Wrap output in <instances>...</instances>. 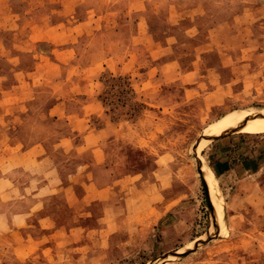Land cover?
<instances>
[{
  "label": "rangeland",
  "instance_id": "374dc122",
  "mask_svg": "<svg viewBox=\"0 0 264 264\" xmlns=\"http://www.w3.org/2000/svg\"><path fill=\"white\" fill-rule=\"evenodd\" d=\"M105 1L97 9L108 14L110 26L103 29L104 35L95 37V27L101 23L92 18L100 12L92 9L86 14L82 0H76L78 5L63 0L57 21L67 28L59 39L76 46L74 52L53 69H46L47 78L40 74L44 64L36 77L21 73L24 87L39 85L38 97L32 101L35 107L55 106L51 113L46 116L39 109L28 110L25 103L0 108V264L73 262L76 246L69 250L73 246L70 239L44 234L66 220L40 218L36 213L40 205L29 196L24 201L21 191L27 182H38L43 165L25 164L28 167L23 168L20 163L28 155L16 154L32 143V122L43 120L47 129L40 133L45 136L42 145L64 136L68 141L63 146L74 156L71 160L85 149L93 147L99 152L102 168L97 173L94 169L85 172L84 183L97 178L102 185H116L105 224L121 216L127 202L131 206L144 200V207L153 204L149 217L132 216L126 228L111 226L115 230L105 232L110 237L80 231L87 236L80 243L85 247L84 258H89L87 264H264V131H241V127L218 133L230 112L264 107V0H145L144 8L143 0L138 8H134L137 0ZM2 4L9 5V23L24 22L23 15L11 14L9 0H0ZM132 17L140 23L131 26ZM114 25L115 32L108 33ZM115 34L121 35L122 43L108 57L105 68L90 62L95 61L100 45H113ZM53 47L52 42H34L17 50L49 54ZM6 51L0 47V56ZM220 65L233 71V77L227 75L228 89L219 86L215 72H206ZM105 72L130 76L137 99L146 106L139 117L123 114L117 118L118 114L108 112L100 97ZM10 85V81L0 83V87ZM216 86L224 92L219 93ZM226 99L227 105L222 106ZM7 115L17 117L6 124L1 120ZM21 125L18 141L15 133ZM201 156L217 176V205L202 179L197 160ZM249 157L252 162L241 166ZM221 158H225L221 162L224 176L214 167ZM131 164L138 170L134 176ZM96 213L82 208L79 222L84 227L98 226ZM188 250L187 255L178 256Z\"/></svg>",
  "mask_w": 264,
  "mask_h": 264
},
{
  "label": "crops",
  "instance_id": "0c3cea01",
  "mask_svg": "<svg viewBox=\"0 0 264 264\" xmlns=\"http://www.w3.org/2000/svg\"><path fill=\"white\" fill-rule=\"evenodd\" d=\"M62 1L63 0H9L12 10L11 14L13 16L23 15V23L16 21L9 23L7 20L9 18L7 10V7H9V5L2 4V6H0V47L7 48V51L1 52L0 56V83L9 81L11 83L10 87H0V108H7L8 106H10V108H14L16 107L15 104L19 105L20 103H25L28 110L35 111L39 109L47 116L48 113H51L52 108L55 107H35V104L32 101L38 97L37 93H39V85L33 83L27 87H24L21 84V73L25 72V75L28 77H36L37 70H39L44 64V67H42L44 69V72H41L40 74L43 75V77L47 78L48 76H45L46 69L47 71L53 69L56 63H60L59 60H61V58H65L69 53L74 52V48L76 46L64 43L65 41H61V39H59V35H61L64 28H67V25H64L60 21H57L59 15L57 9L61 6ZM93 1H95L96 3L92 4ZM137 1L138 4L135 5L134 8H138L142 0ZM68 2H73L76 4V0H68ZM105 2V0H82V3L80 4L81 6H84L83 10L86 11V14H88L92 9L96 11L98 10L100 12L97 13V18H92L93 20H95V22L101 23L95 27V37L104 35L103 31L106 30L103 29L107 26H110L109 23L111 22V20L106 19V17H108V14H104L100 9H97L103 6ZM144 2L145 0H143L140 4L141 8L146 7ZM63 4L65 5V3ZM78 4L79 3H77L76 5ZM44 14L45 16H43ZM29 16H35V18H29ZM61 17L65 18L63 15H61ZM85 20L91 23L90 19ZM140 21H142V19ZM128 23L132 26V24L134 25L135 23L137 24L140 22H137V17H135V19H133L132 17ZM113 27L114 28L111 27L107 29V32H115V28H117V25H114ZM174 31H179V29ZM114 36H117V39H114L115 42L111 47L104 48L103 45L99 44L102 47L96 53L95 61L90 60V62H95V64L97 65H103V68H105L104 64L107 63L108 57H110L111 55L113 57V55L116 54L115 47L122 43L121 40L118 39L121 37L120 34H115ZM34 42H52L54 47L51 49V52H49V54H47L48 52L45 53L43 51H41V53H33L32 51L28 50H17L18 46H32ZM97 60L101 61L98 62ZM27 62L29 64L25 65V63ZM51 63H53V65ZM212 71L216 73V81H221V84L219 86L222 87L223 85L226 89H228V86L226 84L230 82V79L227 78V75L233 77V71L226 65H220L217 67L212 66L206 72L207 74H209V72ZM13 77L15 79L10 80V78ZM215 88L219 93L224 92L225 90L223 88L222 91H219L217 86ZM228 100L229 99L224 100L221 103L222 106L223 104H226V101ZM2 105L4 107H1ZM12 117L17 116L7 115L6 119L1 121H4V123L7 124L9 123V121L7 120H11ZM59 119L60 118H54L55 121H58ZM32 123L34 124L33 132L30 135L32 143L28 144V146L21 151L22 153L20 152L16 155H23L25 157L28 155L26 157L27 162L23 161L20 163V165L24 166L23 168L28 167L25 164L36 163L43 165V172L41 173L42 176L38 179V182L35 185H33V182L32 184L30 182H27L25 184V187H21V191L26 196V199L24 201L28 200V196L37 201V205H40V208L37 209L38 212L36 211V213L40 218H48L52 220L56 216L63 217L68 225L66 223L62 224V226L56 224L55 226L50 227L49 230L44 232L45 236H60L70 239V242L73 243V246H71L69 250H74V247L76 246L74 251L75 253L72 254V264H87V262H89V258H84L85 247L80 246L82 240H84L87 236H84V234L82 235L80 231L88 229V235L99 234L104 237L107 233L115 230L111 229V226L123 224L124 228H126L125 226L127 224H130L129 219L132 216L141 218L149 217V215L153 213V204L151 203V206L149 205L152 208L151 209L148 206H143L145 200L139 206H131L129 202H127V210L121 216L112 218L105 224L106 211H108L113 206V202L111 200L114 199V196L116 194V185L112 182L102 185L97 178H95V180H92L88 184L84 183L85 172L92 171L94 169V171H96L97 173V168L98 170L102 168L99 167V165L102 163V161L98 157L99 152L93 151L94 149L92 147L82 150L81 154H77L76 156H79L78 159L71 160V157H74L72 155V152L68 151V149L66 147L64 148L63 146V143L68 141L67 137L63 136L55 143L42 145V138L44 139L45 136H42L40 133L44 132V128L45 130L47 129V122H44L43 120L41 124H38L36 122ZM25 124L26 123H24L23 125ZM23 125H21L19 130L15 133L16 135L19 134L18 136H16V138H18V141H20L21 139L20 133L22 131ZM47 139V141H49L51 140V137L48 136ZM17 151H20V149H17ZM63 155H65L67 159H64ZM81 156H84V158L80 159ZM247 160L249 162H252V157L242 160L240 165L246 166ZM222 161H225V158L219 159L218 162L214 164V167L219 169L218 173L224 176L225 170H222V168H224V166L221 164ZM106 165L109 166V164ZM237 166L239 165H235V167ZM130 167H132L130 168V174L132 176L138 174L136 165L131 164ZM20 170H22V167H19L18 172ZM227 173L228 172H226L225 175ZM119 182L121 181L119 180ZM134 185L138 186V183ZM131 186L133 187L132 183ZM144 191L145 190L141 189V193L143 192L142 194H144ZM130 197L131 196H129L128 198ZM99 205H102L101 209H97V206ZM82 208L92 210L94 209L97 211L95 218L98 220V226H82V224L79 222V215ZM107 236L110 237V235L108 234Z\"/></svg>",
  "mask_w": 264,
  "mask_h": 264
},
{
  "label": "trees",
  "instance_id": "16d2710c",
  "mask_svg": "<svg viewBox=\"0 0 264 264\" xmlns=\"http://www.w3.org/2000/svg\"><path fill=\"white\" fill-rule=\"evenodd\" d=\"M104 83V91L101 94V100L108 107V112L118 114L119 116L126 114L130 118L136 119L146 108L142 100H138V94L133 88L130 76L115 75L105 72L102 75Z\"/></svg>",
  "mask_w": 264,
  "mask_h": 264
},
{
  "label": "bare ground",
  "instance_id": "6f19581e",
  "mask_svg": "<svg viewBox=\"0 0 264 264\" xmlns=\"http://www.w3.org/2000/svg\"><path fill=\"white\" fill-rule=\"evenodd\" d=\"M262 115H264V107H250L247 109H241L235 112H230L226 116V121L223 122V124H221V126L218 128V133L222 134L228 131L229 129H240L241 127V131L263 132L264 117H262ZM203 139L204 137L201 138V141ZM197 160H201V162L199 163L201 174L205 176L208 187L211 191L214 205H217L215 204V197H218L220 194L219 184L216 178L217 176H215L214 172L207 166V163L202 156L197 158ZM201 163L204 165L203 170ZM218 219L220 220V222L223 219V214L221 210L219 212Z\"/></svg>",
  "mask_w": 264,
  "mask_h": 264
},
{
  "label": "water",
  "instance_id": "95a60500",
  "mask_svg": "<svg viewBox=\"0 0 264 264\" xmlns=\"http://www.w3.org/2000/svg\"><path fill=\"white\" fill-rule=\"evenodd\" d=\"M262 117H264V116H262ZM216 137H218V135H213V136H211V138H216ZM200 162H201V160H200ZM201 175H202V174H201ZM202 179H203V181H204V184H205V187H206V191H207V194H208L209 188H208V184H207V181H206L204 175H202ZM208 198H209V203H210V205H211V207H212V209H213V202L211 201V198H210L209 196H208ZM198 245H199V243H196V246H195V247L198 248ZM189 252H190V250L185 251V252H183V253L178 254V256H185V255H187ZM174 253L177 254V251L174 252ZM169 255H170V254H168V255H166L165 257H163L162 260H166V259L169 257ZM154 263H156V262H153V263H151V264H154ZM165 263H166V262H164V264H165Z\"/></svg>",
  "mask_w": 264,
  "mask_h": 264
}]
</instances>
